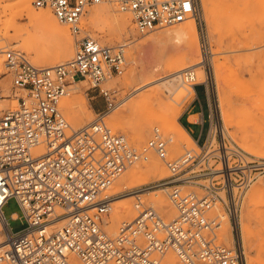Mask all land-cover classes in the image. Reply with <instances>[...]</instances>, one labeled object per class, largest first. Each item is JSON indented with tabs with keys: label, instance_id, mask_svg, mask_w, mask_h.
I'll return each instance as SVG.
<instances>
[{
	"label": "built area",
	"instance_id": "2783aa9c",
	"mask_svg": "<svg viewBox=\"0 0 264 264\" xmlns=\"http://www.w3.org/2000/svg\"><path fill=\"white\" fill-rule=\"evenodd\" d=\"M103 0H33L37 8H49L75 37V54L66 62L38 66L15 48H0V99L5 96L3 78L9 76L18 100L0 110V214L15 198L26 222L24 229L5 226L6 243L0 248V264H165L173 252L178 264H244L240 242L220 241V212L232 223L240 218L248 188L264 176V158L246 152L211 129L217 123L212 108L209 129L197 149L170 157V138L159 128L142 146L115 133L105 118L118 103L117 91L102 82L123 74L127 44H102L84 33L82 20L92 5ZM131 14L140 34L152 33L195 18L202 28L198 0H117ZM76 77L90 83L89 99L97 116L74 128L61 109ZM20 91L23 95L17 96ZM91 94V95H90ZM206 94L211 105L210 94ZM100 98V102L97 101ZM196 121L206 122L202 115ZM48 150V152H43ZM154 152L169 175L153 184L133 189L137 215L124 221L112 235L108 216L115 199L111 186L132 165L150 160ZM168 187L177 216L171 220L141 190ZM196 186L202 190H187Z\"/></svg>",
	"mask_w": 264,
	"mask_h": 264
},
{
	"label": "rangeland",
	"instance_id": "374dc122",
	"mask_svg": "<svg viewBox=\"0 0 264 264\" xmlns=\"http://www.w3.org/2000/svg\"><path fill=\"white\" fill-rule=\"evenodd\" d=\"M198 2L202 20V28L199 26L197 19H190H194L199 32L198 45L201 56L200 64L199 66H192L193 59L187 58L186 60L187 66L192 67V69L194 68L193 70H196L197 73L199 72V69L204 68V70H206L205 81L194 85L195 90L197 89L199 94L198 108L200 107V103H202L206 109V122L203 128L200 124L193 126L194 136L199 137L201 135L200 142H203L208 134L209 119L206 94L207 88L209 94L211 95V108L216 123L218 122V104H222L223 102L227 109L226 114L229 115V121L228 126H225L223 130L226 140L228 142L236 143L246 152L254 156L264 158V0H211L212 9L211 13L208 16L204 11L203 1L198 0ZM3 3L5 2L0 0V8L1 4ZM99 6L110 7L111 16L107 15L103 18L93 19L89 11ZM35 8L38 10L49 9L37 7ZM115 13L128 14L129 23L126 27L127 30L123 31L119 37L112 39L111 18L112 15H116ZM16 22L19 26H28L30 31H33V27L30 26L29 19L24 12L18 13L16 15ZM82 27L84 33L90 34L91 36L99 40L102 44H127L126 56L128 63L126 70L123 74L114 76V79L116 81L115 86L113 85L114 87H108L112 90L117 91L116 93L118 103L126 101L125 104L120 107V109L124 108L125 105L136 101L141 97V95H143V93L147 92L150 87L156 85L155 84L149 86L148 88L132 92L126 81L129 80L128 78L130 77L131 69L133 66H137L138 70L140 71L143 66L152 67L154 65H157V63L163 65L172 57H174L177 51L182 49V47L179 46L180 42L169 40L164 33V30L166 28L172 26L160 28L152 33L140 34L133 23L131 14L128 12L126 13V11L124 10H121L118 6L117 0H103L101 3L89 7L87 13L83 17ZM69 31L73 39V47L75 49V37L73 36L70 27ZM146 44L149 45L147 46ZM151 44L154 45L152 46V49L150 47ZM135 47L139 48L137 52L136 62L132 60L130 55L131 51ZM0 48H15L17 50H21L27 55L31 62L38 66H52L69 60L67 59L65 61H58L54 57L55 54L47 57L44 56L39 59L38 56L44 55V52L46 50L55 51V49L57 48V41L47 35H43L40 39L36 37L31 40L30 47L25 48L23 37L16 36V32L13 28L9 30V33L5 38L0 40ZM0 61H2V56L0 57ZM216 69L218 70V72H220L219 79H217ZM4 72H6V69L3 66L2 69L0 68V74ZM8 78L9 90H5L6 98H3L5 99L3 101V104L6 105V108L4 109L13 108L18 105L17 103L14 105V99H17V97L12 90V82L10 80V77ZM185 81L187 83H191L192 81L195 82V80L192 79H186ZM74 84L75 83H72V85ZM87 86L83 87L81 90L71 89L69 95H67L66 97H69L70 99L75 98L78 100H80L82 97H86V95H88L87 89L89 88ZM216 88L219 89L216 91ZM23 94V91H20L17 96ZM172 96L180 98V105L182 109H184L187 103H189L196 97V92L188 93L186 91H183L181 88H177ZM97 101H101L99 97H97ZM89 102L90 106L95 110V112H90V110L88 109L86 110L87 112H83L84 116L89 115L88 122L92 121L97 116L98 111L94 101L89 99ZM62 103L63 100L60 104L61 109L74 128H79L88 123H80L79 121L77 123V120L71 115L69 106H63ZM169 107H171V105ZM115 115L116 111L114 110L112 111L110 117L106 116L105 120L108 126L113 130V132L121 133L127 136L131 144L134 146L139 147L146 144L152 137L154 129H156L153 128L150 131V134L145 141L137 142L132 137L130 131L132 125L137 122L136 119H133L132 112H130L129 110L121 112L119 117L114 120L117 125L121 124V126L119 125V127L117 126V128L113 126L114 123L112 121V118ZM220 116V121L222 123L224 119L222 117L221 110L219 111V117ZM72 119H74V121ZM194 119H197L196 115L193 117V120ZM219 126V129H221L222 126L220 125V123ZM157 128L161 130L166 138L171 139V137L173 136L161 125H157ZM218 134L222 136V133ZM216 140L217 139H215L214 142H216ZM177 147L181 149H177ZM186 149H197V145L195 143H192L185 146H177L175 145V140H172L169 147L170 157H178L182 153H184ZM150 155L153 156H150V159L158 158V156L154 152H152ZM140 163L145 166L144 162ZM165 168L167 169L168 176L170 173L166 165ZM167 176L163 178H159V176L151 177L149 183L147 184H153L157 180L164 179ZM164 187H156L151 189L157 190ZM185 189L202 192V190L196 186H190ZM110 192L116 193L117 191L111 188ZM165 195L169 197L168 191L165 193ZM147 197L149 196L145 197L146 200L150 201V203L156 206V208L162 213L157 204H155L153 201H151V199ZM4 212L9 221L10 227L14 232L20 231L25 228L26 222L22 218L21 208L15 198H11L4 206ZM15 214H18V216L15 217ZM164 217L166 216L164 215ZM240 217L241 219H247L246 221L249 224L251 230V242L248 243L245 247L241 245V248L244 252V264H264V176L253 182V184L246 191L242 203ZM107 219L109 221L107 229L109 230V228L117 229L122 221L127 218H123L120 222L114 223L113 217L110 214ZM166 219L171 220L168 217H166ZM223 232L224 229H221L220 236L223 235ZM0 237L2 241L6 240L5 226L1 220ZM220 241L224 242L228 246H233V244L231 245L228 241L225 240L223 236Z\"/></svg>",
	"mask_w": 264,
	"mask_h": 264
},
{
	"label": "bare ground",
	"instance_id": "6f19581e",
	"mask_svg": "<svg viewBox=\"0 0 264 264\" xmlns=\"http://www.w3.org/2000/svg\"><path fill=\"white\" fill-rule=\"evenodd\" d=\"M2 1L5 3L1 4V8H0L1 10L0 40L5 38L8 35L9 30L13 28L16 32V36L23 37L24 47L29 48L31 45V40H33L36 37L40 39L41 36L47 35L57 41V48L55 49V51L46 50L44 52V55L38 56L39 59H41L44 56L47 57L52 54H55L54 57L58 61H65L67 59H71L74 56L75 49L73 47V39L71 37L69 27L67 25L60 23L59 20L54 15V13L52 12V10L36 9L33 6L32 3L33 0H2ZM202 1H203L204 11L208 16L211 13V9H212L211 0H202ZM23 12L27 15V18L29 19L30 22V26L33 27V31H30L28 26L21 27L17 24L16 15L18 13H23ZM89 12L90 15L93 17V19L94 18L99 19L107 15H110L111 9L108 6H99L96 7L95 9H92ZM117 13H115L116 15H112L111 18L112 39L119 37L123 31L127 30L126 27L127 24L129 23L128 14L125 13L117 14ZM194 19L189 18L183 23H179L180 25H174L164 30V33L169 40H175L180 42L179 46L182 47L181 50L175 53L174 57H172L163 65L157 63V65H154L152 67L143 66V68L140 71L138 70L137 66H133L131 69L130 77L128 78L129 80L126 81L132 92H136L137 90L148 88L149 86L155 84L156 85L150 87V89H148L147 92L143 93V95H141L139 99H137L136 101L130 104L125 105L124 108L122 109H120V107L123 106L126 101L117 103L116 106L112 110H110L107 114V116L110 117L112 111L114 110L116 111V115L112 118V121L114 123L113 126L117 128V126L119 127V125L121 126V124L117 125L114 122V120H116L119 117L121 112L126 110L132 112L133 119H136L137 122H135L132 125L130 131L132 137L137 142L145 141L149 136L150 131L153 128H157V125H161L169 133L173 135L171 139L175 140V145L185 146L187 144L197 143L193 139V137H191V135L183 128V126L179 121V117L183 112V109L180 105V98H176L172 96L177 88H181L183 91H186L188 93H195L196 90L194 85L205 81L206 70H204V68L199 69L198 70L199 72L197 73L196 70H193L194 68L192 69V67L187 66V60H186L187 58L193 59L192 66H199L201 59L199 45H198L199 32ZM146 45L148 46L149 44ZM152 46L154 45L153 44L150 45L151 49ZM138 49H139L138 47L133 48L130 54L134 62L137 61ZM2 67L3 65L1 64L0 61V68L2 69ZM219 73L220 72H218V70L216 69L217 79L220 78ZM8 77L9 76H5L2 80L3 82H5V86H6L5 88L7 90H9ZM114 78H115L114 76L108 78L107 80L102 82V85L107 88L112 87L113 85L115 86L116 81ZM186 79L188 80L192 79L195 80V82L192 81L191 83L189 82L187 83L185 81ZM73 83L75 84L72 85L71 87L72 89L75 90L76 89L81 90L83 87L87 85H88L87 87H89V81L82 77H76L73 80ZM218 89L216 88V91ZM4 100L5 99L0 100V110L6 108V105L3 104ZM16 103L18 104V100L14 99V105ZM62 104L63 106H67V107L69 106L71 115L77 120V123L78 121L80 123L88 122L89 115L87 116L83 115V112L86 111L87 109L90 110V112H95V110L90 106L88 95H86V97H82L80 100L75 98L70 99L69 97H65L63 98ZM170 105L171 107H169ZM220 110L222 111V117L225 121V122L222 121V123L220 121L221 116L219 117ZM226 110L227 109L223 102L222 104L221 103L218 104L217 126L214 125L211 129V138L213 142L215 141V139H217V136H215V134L217 135V133H222L225 136L223 130L225 126L226 127L228 126V121H229L228 120L229 115L226 114ZM193 117L191 118L192 120ZM72 120L74 121V119ZM219 123L222 126L221 129H219L220 128ZM177 149H181V148L177 147ZM43 152H48V150L47 151L44 150ZM151 157L153 156L151 155ZM144 164L145 166H143L141 163H136L130 166L124 172V174L111 186V188L114 189L115 191L124 193L119 195L114 201L115 205L111 212L114 223L120 222L121 219L123 218H127V219L123 220L122 222L131 220L137 215L136 199L134 201L135 197L133 194L137 190L132 191L133 189H139L141 186L149 183L151 177L159 176V178H163L168 174L165 165L163 164L162 160L159 158L150 159L149 161L144 162ZM167 191H169V188L167 186L157 190H153L151 188H146L144 190H141V192L144 193L142 196L144 201L147 202L145 197L149 196L147 198L151 199V201L157 204L158 208L162 211L163 215H165L169 219H173L177 216V210L173 202L169 199V197L165 195ZM219 215H220V223L222 225V229H224L221 238L223 236L225 240L228 241L231 245L234 244L235 241H239L240 245H242L243 247H245L248 243L251 242V230L249 224L246 221L247 219L246 220L245 218L241 219L240 217L237 222L232 223L229 217L226 215V213L220 212ZM14 216L17 217L18 214H15ZM0 220L2 221L4 226H6L7 220L5 219L4 210L0 214ZM117 230L118 228L117 229L109 228V232L112 235H115L117 233ZM5 243L6 241H2L0 237V248ZM72 260L74 264H82L76 257H72ZM177 262H178V258L173 252H168L164 257L165 264H178Z\"/></svg>",
	"mask_w": 264,
	"mask_h": 264
},
{
	"label": "crops",
	"instance_id": "0c3cea01",
	"mask_svg": "<svg viewBox=\"0 0 264 264\" xmlns=\"http://www.w3.org/2000/svg\"><path fill=\"white\" fill-rule=\"evenodd\" d=\"M198 100H199V94L196 89V97L187 103V105L184 107L183 112L179 118V121L183 128L193 137V139L196 141L199 137L194 136V129L193 126L198 125V122L194 119L192 120L191 118L193 116H200L202 115L204 119L206 120V109L203 106L202 103H200V107L198 108ZM207 99V109H208V114L211 109V105L209 104Z\"/></svg>",
	"mask_w": 264,
	"mask_h": 264
}]
</instances>
